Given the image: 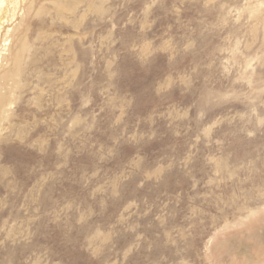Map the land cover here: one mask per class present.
I'll list each match as a JSON object with an SVG mask.
<instances>
[{"label": "rangeland", "instance_id": "rangeland-1", "mask_svg": "<svg viewBox=\"0 0 264 264\" xmlns=\"http://www.w3.org/2000/svg\"><path fill=\"white\" fill-rule=\"evenodd\" d=\"M19 9L0 264H264V0Z\"/></svg>", "mask_w": 264, "mask_h": 264}, {"label": "bare ground", "instance_id": "bare-ground-1", "mask_svg": "<svg viewBox=\"0 0 264 264\" xmlns=\"http://www.w3.org/2000/svg\"><path fill=\"white\" fill-rule=\"evenodd\" d=\"M22 1L23 0H0V65H3L2 63L5 60L9 61L8 57L6 56V53L4 52V51H7V49L4 47L7 46L6 44H7V41L9 40V37H7V35L11 31L10 27L7 25L8 23H10L9 21L15 17L16 12L18 11L17 9H19L20 6L22 5ZM24 1L27 2L28 0H24ZM33 3H34L33 1L30 2L29 8L33 5ZM5 36L6 38L4 39V44H2L3 38ZM23 51H24V44L22 45V48L20 49V51H18L15 54L14 52L11 53L12 57L10 56V58L12 61V67L10 68V70L3 75L0 74V126L5 119L7 109L10 107L9 104L12 101L11 97H12L13 92L14 90H16L15 87L19 84V82H17L18 81L17 76L21 73L20 70H22L20 68L21 66L20 62L21 60H23L22 59ZM14 94H16V92Z\"/></svg>", "mask_w": 264, "mask_h": 264}]
</instances>
